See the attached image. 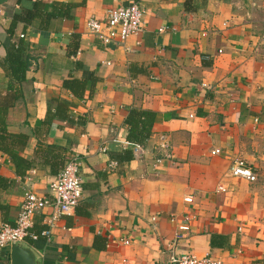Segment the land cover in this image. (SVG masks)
Wrapping results in <instances>:
<instances>
[{"label":"crops","instance_id":"obj_1","mask_svg":"<svg viewBox=\"0 0 264 264\" xmlns=\"http://www.w3.org/2000/svg\"><path fill=\"white\" fill-rule=\"evenodd\" d=\"M132 2L145 10L144 31L124 45L88 31L90 17ZM185 3L0 0V126L28 137L19 152L32 162L20 176L0 150V224L16 223L27 193H49L48 146L81 161L79 206L50 237L41 233L52 208L36 214L39 239L23 241L37 264H173L186 253L264 264V0H208L196 12ZM59 4L73 6L70 18ZM8 59L26 80L12 79ZM71 79L82 96L64 87ZM132 108L156 115L140 157L125 144ZM124 150L132 161H118ZM235 159L256 182L227 175ZM0 264H11V248Z\"/></svg>","mask_w":264,"mask_h":264},{"label":"built area","instance_id":"obj_2","mask_svg":"<svg viewBox=\"0 0 264 264\" xmlns=\"http://www.w3.org/2000/svg\"><path fill=\"white\" fill-rule=\"evenodd\" d=\"M145 10L138 2H132L127 6L111 9L107 12L104 20L97 17H90L87 21L88 31L99 38L105 45H124L133 35L144 31ZM260 45L264 47V33L260 37ZM132 146L134 153L140 157L143 148L138 144L125 143ZM167 148L166 144L162 146ZM213 154H220V150L213 151ZM165 157L171 158V154L165 152ZM228 176L234 179L245 180L251 183L257 181L258 177L254 170L242 159H235L230 165ZM83 182L81 177V161L76 155H71L66 160L62 171L57 175L47 195H39L29 192L24 198L19 217L14 225L0 224V249L10 248L14 242H23L26 238L38 240L39 236L32 232L34 217L46 208H52L53 212L47 219L48 228L41 233L43 237H50L51 232L57 223L67 215H70L79 206L83 199ZM224 190L223 187L219 188ZM191 203V197L185 199ZM154 221L157 220L155 217ZM174 221V219H173ZM190 230L189 225L179 226L181 233ZM179 238V237H178ZM125 241V244H129ZM173 264H224L222 260L205 256L200 258L194 254L186 253L173 255Z\"/></svg>","mask_w":264,"mask_h":264},{"label":"trees","instance_id":"obj_3","mask_svg":"<svg viewBox=\"0 0 264 264\" xmlns=\"http://www.w3.org/2000/svg\"><path fill=\"white\" fill-rule=\"evenodd\" d=\"M208 0H186L185 8L188 12H196L202 6L203 3H206ZM55 5L54 7H56ZM72 5L65 4L64 6L59 4L60 10H63V17L70 18L71 17V9ZM40 16L41 14H35L34 16ZM55 17V14L53 15ZM47 17V16H46ZM19 18V17H18ZM26 23H30L31 20L26 18ZM20 50L18 49L17 52ZM15 60H12V62ZM16 64V65H15ZM7 73L19 82L26 80L25 74L19 75V70L22 68L24 69L23 65L21 64L20 60L18 59V63H11V60L8 59L6 64L4 65ZM64 87L72 91V93L76 96H82L83 94L80 92L81 89H84V85H80L79 81L75 79L66 80L64 82ZM62 109L56 110V112L62 113V118H68L65 116L66 107L65 105H61ZM155 113L152 111H146L142 109L132 108L129 111V115L126 118L125 124L128 128V136L127 140L131 144H138V145H145L146 142L150 139L152 134V129L155 120ZM3 123V120L0 121ZM7 131L3 128V125L0 126V150L9 155L12 163L16 167L17 174L20 176H24L32 167V162L25 159L20 155L19 149H23L26 144L28 137L22 134H9L5 135ZM43 147V146H42ZM56 148L61 151V148L56 146H48L44 158L48 164L51 165L52 168V175L56 176L62 171L65 166V161L60 154H54ZM43 149V148H42ZM45 149H43L44 152ZM133 151V150H132ZM131 150H124L122 153H119V157L117 158L118 161L123 163H128L134 159V153ZM41 152V147L38 149V153ZM1 180V178H0ZM1 183V182H0ZM104 242V239H100ZM99 237H96L94 246L98 247ZM215 243V242H214Z\"/></svg>","mask_w":264,"mask_h":264},{"label":"water","instance_id":"obj_4","mask_svg":"<svg viewBox=\"0 0 264 264\" xmlns=\"http://www.w3.org/2000/svg\"><path fill=\"white\" fill-rule=\"evenodd\" d=\"M10 248L11 264H37L34 253L23 242H14Z\"/></svg>","mask_w":264,"mask_h":264}]
</instances>
